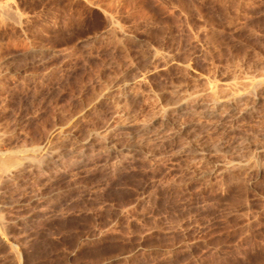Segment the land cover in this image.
I'll list each match as a JSON object with an SVG mask.
<instances>
[{
	"label": "rangeland",
	"instance_id": "rangeland-1",
	"mask_svg": "<svg viewBox=\"0 0 264 264\" xmlns=\"http://www.w3.org/2000/svg\"><path fill=\"white\" fill-rule=\"evenodd\" d=\"M0 166V264H264V0H0Z\"/></svg>",
	"mask_w": 264,
	"mask_h": 264
},
{
	"label": "bare ground",
	"instance_id": "bare-ground-1",
	"mask_svg": "<svg viewBox=\"0 0 264 264\" xmlns=\"http://www.w3.org/2000/svg\"><path fill=\"white\" fill-rule=\"evenodd\" d=\"M3 158H4V157H3ZM33 158H34V157H33ZM33 158H32V159H33ZM8 161H9V160H8ZM11 163H12V162H11ZM11 163H10V164H11ZM33 163H34V162H33ZM8 164H9V163H8ZM29 164H30V163H29ZM6 165H7V164H6ZM0 167H1V166H0ZM13 169H14V168H13ZM6 170H7V169H6ZM3 175H4V174H3Z\"/></svg>",
	"mask_w": 264,
	"mask_h": 264
}]
</instances>
